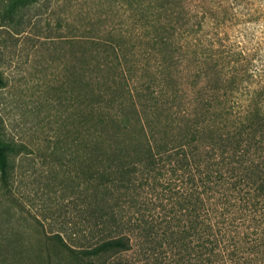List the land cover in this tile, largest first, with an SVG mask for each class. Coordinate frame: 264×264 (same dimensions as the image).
Returning a JSON list of instances; mask_svg holds the SVG:
<instances>
[{"label": "trees", "instance_id": "1", "mask_svg": "<svg viewBox=\"0 0 264 264\" xmlns=\"http://www.w3.org/2000/svg\"><path fill=\"white\" fill-rule=\"evenodd\" d=\"M106 2L118 23L59 24L71 111L49 156L69 140L60 212L74 221L36 264H264V0H200L203 14L192 0ZM35 3L0 0V30ZM21 147L0 121V191L16 207Z\"/></svg>", "mask_w": 264, "mask_h": 264}, {"label": "rangeland", "instance_id": "2", "mask_svg": "<svg viewBox=\"0 0 264 264\" xmlns=\"http://www.w3.org/2000/svg\"><path fill=\"white\" fill-rule=\"evenodd\" d=\"M199 3L192 0L191 7ZM114 7L110 12L106 0H36L19 31L0 30V73L4 79L0 121L6 137L22 146L13 160L10 197L20 207L11 206L9 196L0 191V264H36L39 249L48 237L60 231L62 222L69 226L74 221L72 211L65 217L60 212L63 206L70 209L73 197L69 156L63 154L69 140L59 143L60 154L49 156L56 138L66 130L62 121L71 111L64 85L70 51L68 46L59 47L57 36L68 35L64 23H106L107 17L118 23L122 11ZM247 8L243 2L234 11L242 17ZM203 9L197 7L194 12L203 14ZM205 17L210 20L208 12ZM241 25L228 31L243 29L244 34L248 26ZM121 259L128 264L143 263L133 253Z\"/></svg>", "mask_w": 264, "mask_h": 264}]
</instances>
